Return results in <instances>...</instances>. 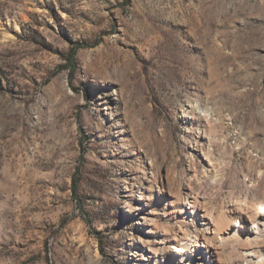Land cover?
Returning a JSON list of instances; mask_svg holds the SVG:
<instances>
[{
    "label": "rangeland",
    "instance_id": "374dc122",
    "mask_svg": "<svg viewBox=\"0 0 264 264\" xmlns=\"http://www.w3.org/2000/svg\"><path fill=\"white\" fill-rule=\"evenodd\" d=\"M247 194L264 0H0V264H178Z\"/></svg>",
    "mask_w": 264,
    "mask_h": 264
},
{
    "label": "bare ground",
    "instance_id": "6f19581e",
    "mask_svg": "<svg viewBox=\"0 0 264 264\" xmlns=\"http://www.w3.org/2000/svg\"><path fill=\"white\" fill-rule=\"evenodd\" d=\"M204 172L213 169L204 155ZM196 194H188L182 210L198 213ZM187 208L184 210L183 208ZM205 240L200 242L195 234H185L174 250L178 264H264V197L247 194L242 199L216 212H200ZM208 239V240H207Z\"/></svg>",
    "mask_w": 264,
    "mask_h": 264
},
{
    "label": "trees",
    "instance_id": "16d2710c",
    "mask_svg": "<svg viewBox=\"0 0 264 264\" xmlns=\"http://www.w3.org/2000/svg\"><path fill=\"white\" fill-rule=\"evenodd\" d=\"M74 188H75V183H74ZM75 192H76V190L74 189V190H73V193L75 194Z\"/></svg>",
    "mask_w": 264,
    "mask_h": 264
}]
</instances>
